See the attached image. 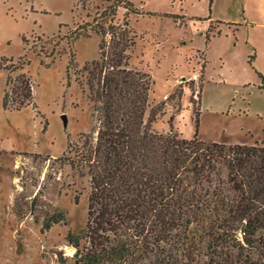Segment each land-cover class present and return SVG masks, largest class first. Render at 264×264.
Segmentation results:
<instances>
[{
    "label": "rangeland",
    "instance_id": "374dc122",
    "mask_svg": "<svg viewBox=\"0 0 264 264\" xmlns=\"http://www.w3.org/2000/svg\"><path fill=\"white\" fill-rule=\"evenodd\" d=\"M113 1L0 0V64L18 67L0 68V264H76L72 242L86 226L90 178L67 158L81 135L102 126L85 67L108 54L100 56L103 36L90 26L128 21L129 66L151 81L146 119L152 109L164 112L154 132L226 146L264 143V0H129L133 9L112 16ZM213 1L232 18L246 15L257 81L244 45L223 64L237 41L220 24L209 28L204 15ZM85 24L91 36L75 39ZM22 77L33 99L6 110L3 99L8 93L11 104Z\"/></svg>",
    "mask_w": 264,
    "mask_h": 264
},
{
    "label": "trees",
    "instance_id": "16d2710c",
    "mask_svg": "<svg viewBox=\"0 0 264 264\" xmlns=\"http://www.w3.org/2000/svg\"><path fill=\"white\" fill-rule=\"evenodd\" d=\"M112 3V16L133 9L129 0ZM103 23L75 33L90 37V26L103 36L100 56L108 52L85 67L102 126L65 156L90 178L86 226L69 239L76 264H264V143L226 146L154 132L164 112L152 109L146 119L151 81L129 66V23ZM18 81L11 104L8 93L3 99L6 110L33 99L28 79Z\"/></svg>",
    "mask_w": 264,
    "mask_h": 264
},
{
    "label": "crops",
    "instance_id": "0c3cea01",
    "mask_svg": "<svg viewBox=\"0 0 264 264\" xmlns=\"http://www.w3.org/2000/svg\"><path fill=\"white\" fill-rule=\"evenodd\" d=\"M228 12L223 11V8H221V10L219 11L217 3L215 1H213V10L211 11V13L204 15L206 17L205 21L207 22L209 28H213V24H220L225 30L229 31L230 33H233L237 43L234 45V50L232 52H227L225 54H223L225 57L223 58V64H227L226 62H228V59L231 58V56L236 55V52H238V48L242 47L243 45L245 47H247V53H246V58L244 59V61H246V59H248V64L252 67V75H257L262 74L260 72H258L255 67V62H250L251 57H253L252 55H255V58L257 57V52L253 49V46L251 44H249V30L247 28V26H245L246 24V15L239 16L238 14V18H232L231 15L227 14ZM199 18V17H198ZM245 18V19H244ZM248 19V18H247ZM215 39V36H213V40ZM210 41H212V38L209 39ZM208 40V41H209ZM213 41L211 42V46H212ZM249 45V46H248ZM254 58V57H253ZM252 58V59H253ZM207 62V61H206ZM207 64L205 67V76L207 73ZM253 70L255 72H253ZM260 71V70H259ZM262 72V71H261ZM257 78H259V75L255 77L256 81ZM260 82V81H259ZM264 84V78L263 81L260 83V85Z\"/></svg>",
    "mask_w": 264,
    "mask_h": 264
}]
</instances>
